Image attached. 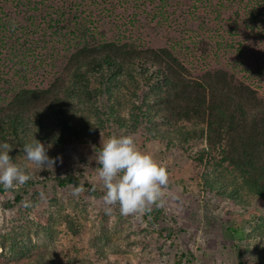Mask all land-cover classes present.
<instances>
[{"label": "rangeland", "instance_id": "1", "mask_svg": "<svg viewBox=\"0 0 264 264\" xmlns=\"http://www.w3.org/2000/svg\"><path fill=\"white\" fill-rule=\"evenodd\" d=\"M0 8L6 24L0 29V100L21 85L46 87L77 46L124 39L142 47L166 44L191 71L208 65L233 69L264 97V0H0ZM50 18L60 22V36ZM64 31L65 41L59 38ZM127 135L167 170L164 203L152 206L162 213L158 221L146 213L125 216L120 234L105 248L106 259L91 245L90 234L106 213L95 160L108 138L101 133L48 155L57 160L53 168L40 169L23 152L31 179L11 189L0 185V233L16 218L46 225L53 198L70 206L82 200L88 217L81 231L72 235L65 225L56 227L54 245L61 256L89 264H264V197L252 196L251 208L244 210L202 187V165L179 148L144 142L140 133ZM67 173L82 174L80 195H73L72 185L58 187L57 178ZM17 190L21 201L8 207ZM30 245L44 244L31 232ZM12 254L0 247V264H15L7 259Z\"/></svg>", "mask_w": 264, "mask_h": 264}, {"label": "trees", "instance_id": "2", "mask_svg": "<svg viewBox=\"0 0 264 264\" xmlns=\"http://www.w3.org/2000/svg\"><path fill=\"white\" fill-rule=\"evenodd\" d=\"M1 13L0 8V29L6 25ZM58 29L59 35L62 26ZM64 37L68 38L65 31L59 38L65 41ZM64 59L46 87L21 85L0 100V142L13 145L9 155L14 163L26 169L23 146L34 138L53 156L66 144L93 140L101 133L107 137L140 133L144 142L159 141L196 160L203 168L202 187L236 206L248 210L252 196L264 197V97L235 70L208 65L191 71L166 44L142 47L127 39L84 43ZM81 177L67 173L57 178V185L80 187ZM51 200L46 225L16 218L0 233V247L13 253L9 262L89 264L61 256L54 245L57 225H65L72 235L81 231L88 204ZM20 201L17 190L7 205ZM146 214L154 222L162 213L151 207ZM110 215L105 213L90 234L102 259L107 258L105 248L113 235L120 234L119 226L127 222L119 209L112 224ZM31 232L45 246H31Z\"/></svg>", "mask_w": 264, "mask_h": 264}, {"label": "clouds", "instance_id": "3", "mask_svg": "<svg viewBox=\"0 0 264 264\" xmlns=\"http://www.w3.org/2000/svg\"><path fill=\"white\" fill-rule=\"evenodd\" d=\"M12 149L10 143L0 142V185L5 189L23 186L31 179L25 167L13 162L9 155ZM23 151L25 159L40 169L53 168L57 162L35 138L23 146ZM95 160L100 165L97 178L105 190L102 200L106 213H112L116 205L122 216L143 214L151 211L153 205H163L164 189L169 181L167 170L152 155L140 151L131 135L108 137ZM83 191V187H75L73 195L78 196Z\"/></svg>", "mask_w": 264, "mask_h": 264}, {"label": "crops", "instance_id": "4", "mask_svg": "<svg viewBox=\"0 0 264 264\" xmlns=\"http://www.w3.org/2000/svg\"><path fill=\"white\" fill-rule=\"evenodd\" d=\"M151 144H152V143H149L147 146H149V148H150V146H152ZM153 146H154V145H153ZM147 148H148V147H147Z\"/></svg>", "mask_w": 264, "mask_h": 264}]
</instances>
